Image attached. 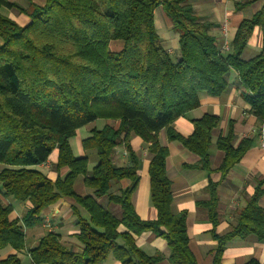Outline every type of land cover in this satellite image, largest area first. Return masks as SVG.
Instances as JSON below:
<instances>
[{
    "label": "trees",
    "instance_id": "1",
    "mask_svg": "<svg viewBox=\"0 0 264 264\" xmlns=\"http://www.w3.org/2000/svg\"><path fill=\"white\" fill-rule=\"evenodd\" d=\"M44 5L23 8L0 0V251L25 248V229L42 221V211L62 197H71L89 215L78 214L83 245L81 254L68 249L50 232L30 251L34 264H103L113 253L120 264H157L162 256H147L136 236L152 232L168 243L171 264H198L189 248L187 213L173 214L172 183L166 175V148L157 134L167 129L201 157L200 168H209L211 133L219 118L205 115L195 121V131L182 138L172 128L179 117L200 105V94L218 97L228 87L227 74L238 72L250 110L264 123V4L260 11L239 26L231 54L217 47L211 26L195 16L190 0H44ZM256 0H245L246 6ZM264 1V0H263ZM102 2H108L105 12ZM162 7L179 34L180 58L174 60L161 44L155 25V11ZM16 8L31 22L21 26L1 13ZM241 8V6H240ZM256 27L262 30V50L250 61L241 55ZM119 43V44H117ZM113 46L121 47L114 50ZM99 119L120 121L118 128L106 126L85 141L97 150L98 164L91 176L88 159L74 156L69 139ZM152 142L150 196L158 217L142 220L131 200L132 189L112 194V183L137 180L139 157L128 145L132 165L117 167L114 152L120 143L129 144L132 135ZM233 135L220 138L217 146L226 153L220 168L223 176L240 162L251 147L245 140L233 148ZM58 149V169L68 168L64 179L52 181L35 167L47 162ZM84 175L85 185L97 197L108 196L121 208L116 217L93 197L78 196L76 179ZM264 180L258 183L247 208L239 216L233 233L216 235L214 264H222L226 243L233 237L256 234L264 238ZM217 185L211 184V200L204 204L217 223ZM2 198L28 201L30 210L10 219L11 205ZM125 229L124 231L122 230ZM121 239L123 244H118ZM0 264H21L16 255ZM246 264H260L252 259Z\"/></svg>",
    "mask_w": 264,
    "mask_h": 264
},
{
    "label": "crops",
    "instance_id": "2",
    "mask_svg": "<svg viewBox=\"0 0 264 264\" xmlns=\"http://www.w3.org/2000/svg\"><path fill=\"white\" fill-rule=\"evenodd\" d=\"M244 1H189V5L198 20L211 26L217 47L224 55L232 53V44L241 23L260 11L264 4L263 0H256L242 6ZM44 2V0H30L26 9L33 4L43 6ZM161 9L164 17L157 25L162 33H157L162 46L172 55L179 50V34L174 33L175 30L170 19L162 7ZM16 10L18 16L10 13V16L6 17L15 22L20 21L21 26H27L31 22V18L28 14ZM120 48L113 46L114 50ZM248 50L252 52V56L245 60L243 55ZM261 50L262 30L260 27H256L252 38L242 52L241 59L246 62L250 61L258 56ZM226 78L228 87L225 92L218 97L208 95L205 92L201 93L199 107L177 118L171 125V128L180 137L188 138L195 131V121L202 119L205 115H213L219 118L217 128L211 133L208 169L200 168L201 157L199 155L186 148L180 140L170 139L167 129H162L157 134L158 144L160 147L166 148L168 153L166 175L172 183L173 202L171 210L176 215L181 212L187 213L186 225L189 248L198 264H214V256L218 247L216 235L224 237L235 231L239 224V216L253 198L258 183L264 180V145L262 141L264 123L258 120L250 110V105L245 101L243 96L245 89L240 83L238 72L231 68ZM119 125L120 121L97 120L79 129L69 139L74 156L88 159L87 177L91 176L94 167L99 162V157L97 150L86 146L85 141L91 138L95 131H101L106 126L118 128ZM230 133L234 137L232 145L234 149H237L245 140L251 141L252 144L240 162L226 176H223L220 168L226 153L217 146V142L220 138H226ZM151 144L152 142L146 143L142 138L133 134L129 144L122 142L116 147L113 159L115 166L130 167L132 165L128 145L137 154L140 163L136 181L131 179L115 181L112 183L110 191L114 195H121L123 191L133 188L130 196L131 203L137 215L145 221H154L158 217V211L152 204L150 196L149 168L154 157L150 151ZM58 157V149H55L46 163L35 168L52 181H56L59 177L64 179L69 173V169H58ZM7 167L0 163V173ZM85 178L84 175H81L74 183V190L78 196L93 197L104 208L114 204L110 202L108 196L97 197L94 189H92L94 195L91 196L87 189L89 187L85 185ZM211 184L217 185L219 197L216 224L212 222L208 209L204 207V204L211 200ZM262 188L264 189V185ZM2 201L4 205L12 206L13 213L10 216L12 220H21L31 208L28 201L21 202L14 198H2ZM259 205L264 210V195L260 199ZM78 214L89 219L87 212L78 206L74 198L62 197L58 202L42 211L39 216L42 221L40 224L25 229V248L17 251L8 247L0 251V259L4 260L11 255H16L21 264H34L30 251L38 247L41 240L50 232L58 235L62 244L68 249L81 254L84 248L76 238L79 232ZM48 223L50 228L47 226ZM122 230L125 229L122 228ZM136 245L147 256H162L157 264H171L167 241L157 237L152 232H144L136 236ZM252 259L264 264V238L251 234L243 238L240 236L233 237L226 243L222 255V264H246ZM103 264H120V262L112 253Z\"/></svg>",
    "mask_w": 264,
    "mask_h": 264
},
{
    "label": "rangeland",
    "instance_id": "3",
    "mask_svg": "<svg viewBox=\"0 0 264 264\" xmlns=\"http://www.w3.org/2000/svg\"><path fill=\"white\" fill-rule=\"evenodd\" d=\"M16 4H18L19 6L23 7V8H27L28 5L30 4V0H10ZM103 4V9L105 12L107 11H110V7H109V4L108 2H102ZM30 9V8H29ZM31 10V9H30ZM2 13L5 15V16H10V13H13L14 15H19L18 14V11L16 9H7V8H3L2 9ZM163 11L161 9V7L157 8L156 11H155V20H156V30L157 32L159 33H162V31L160 32V29L157 25L158 22H160L162 20V18L164 17L163 16ZM18 22V21H17ZM18 24H22L20 21L18 22ZM174 33L178 34L177 31H175ZM119 44V43H117ZM252 56V52L250 50H248L244 55H243V59L245 60H248L249 58H251ZM172 57L174 58V60H178L180 58V50H177L176 53L172 54ZM99 120H103V119H99ZM37 169V168H35ZM39 170V169H38ZM90 195L93 196L94 195V191L92 190V188H87ZM107 208L109 211H111L116 217H121V209L119 206L117 205H114V204H111L110 207H105ZM118 244H121L122 241L119 239L117 241Z\"/></svg>",
    "mask_w": 264,
    "mask_h": 264
},
{
    "label": "built area",
    "instance_id": "4",
    "mask_svg": "<svg viewBox=\"0 0 264 264\" xmlns=\"http://www.w3.org/2000/svg\"><path fill=\"white\" fill-rule=\"evenodd\" d=\"M262 141H263V145H264V124H263V129H262ZM47 226L50 228V224L48 223Z\"/></svg>",
    "mask_w": 264,
    "mask_h": 264
}]
</instances>
